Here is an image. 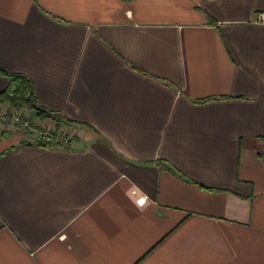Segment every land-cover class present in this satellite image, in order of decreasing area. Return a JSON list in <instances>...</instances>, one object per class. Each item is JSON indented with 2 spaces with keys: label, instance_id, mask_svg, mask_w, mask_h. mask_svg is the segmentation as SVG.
<instances>
[{
  "label": "crops",
  "instance_id": "obj_1",
  "mask_svg": "<svg viewBox=\"0 0 264 264\" xmlns=\"http://www.w3.org/2000/svg\"><path fill=\"white\" fill-rule=\"evenodd\" d=\"M260 14L264 0H0V69L88 126L63 149L0 122V264H264Z\"/></svg>",
  "mask_w": 264,
  "mask_h": 264
},
{
  "label": "trees",
  "instance_id": "obj_2",
  "mask_svg": "<svg viewBox=\"0 0 264 264\" xmlns=\"http://www.w3.org/2000/svg\"><path fill=\"white\" fill-rule=\"evenodd\" d=\"M122 1H130V0H122ZM0 72L3 75L8 76L9 78V85L7 88L0 93V104H5L8 105L11 109H19L23 110L25 114L29 112L30 114L33 115L35 118H39L41 120H46V119H52L56 125V127H72V126H79L83 128H87L88 126L84 123L76 122L73 120H70L66 117L59 116V119L56 120L52 116L53 112L46 110L44 107H42L39 104L36 90H35V85L33 81L26 75L22 73H12L8 74L5 73L0 69ZM163 83L169 85L170 83L163 81ZM223 98V97H222ZM221 97L219 98H206L202 100H197L195 101L196 103H205L213 99H222ZM27 115V114H26ZM29 116V115H27ZM30 120L33 121V118L29 116ZM59 134L57 130L54 133H51L50 135L47 136H42L38 140H33V141H23L19 145H37L41 146L43 148H63V149H69L72 142H70L67 145H64L62 142L59 140ZM158 166L164 170H168L178 176L179 172L169 165L165 161H159Z\"/></svg>",
  "mask_w": 264,
  "mask_h": 264
},
{
  "label": "built area",
  "instance_id": "obj_3",
  "mask_svg": "<svg viewBox=\"0 0 264 264\" xmlns=\"http://www.w3.org/2000/svg\"><path fill=\"white\" fill-rule=\"evenodd\" d=\"M259 20L264 21V14L259 15ZM0 122L4 125L10 126L13 130H15V132L27 133L35 129L40 134V137L50 135L57 130L60 142H62L64 145H67L71 142L70 137H63L65 135L61 133L63 132L60 129L61 127L57 128L55 123L53 127L40 126L39 129L34 128L33 121L30 120L29 116H27L23 110L11 109L1 112ZM141 201H144L143 197L140 198L139 203H141Z\"/></svg>",
  "mask_w": 264,
  "mask_h": 264
},
{
  "label": "rangeland",
  "instance_id": "obj_4",
  "mask_svg": "<svg viewBox=\"0 0 264 264\" xmlns=\"http://www.w3.org/2000/svg\"><path fill=\"white\" fill-rule=\"evenodd\" d=\"M39 119V118H38ZM48 120H52V119H48ZM41 123V126H42V123L43 121L41 119H39V121ZM37 120H36V123H38ZM53 123V122H52ZM39 124V123H38ZM44 125V124H43ZM45 126V125H44ZM5 129H10L11 131L15 132V130H13L10 126H5ZM63 132H61L63 135V137H70L71 139V142H73V140L77 137L78 135V129L75 127V126H72V127H61L60 128ZM25 140L24 141H28L26 138H24Z\"/></svg>",
  "mask_w": 264,
  "mask_h": 264
},
{
  "label": "water",
  "instance_id": "obj_5",
  "mask_svg": "<svg viewBox=\"0 0 264 264\" xmlns=\"http://www.w3.org/2000/svg\"><path fill=\"white\" fill-rule=\"evenodd\" d=\"M54 119L58 120L59 119V115H55V114H52V116Z\"/></svg>",
  "mask_w": 264,
  "mask_h": 264
},
{
  "label": "clouds",
  "instance_id": "obj_6",
  "mask_svg": "<svg viewBox=\"0 0 264 264\" xmlns=\"http://www.w3.org/2000/svg\"><path fill=\"white\" fill-rule=\"evenodd\" d=\"M147 201H148V197L147 195H145L143 203H146Z\"/></svg>",
  "mask_w": 264,
  "mask_h": 264
},
{
  "label": "snow or ice",
  "instance_id": "obj_7",
  "mask_svg": "<svg viewBox=\"0 0 264 264\" xmlns=\"http://www.w3.org/2000/svg\"><path fill=\"white\" fill-rule=\"evenodd\" d=\"M141 203H143V201H141Z\"/></svg>",
  "mask_w": 264,
  "mask_h": 264
}]
</instances>
